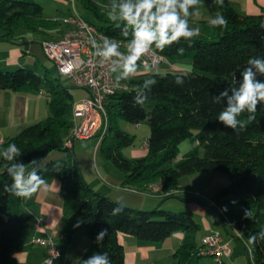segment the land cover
Returning a JSON list of instances; mask_svg holds the SVG:
<instances>
[{"label": "trees", "instance_id": "trees-1", "mask_svg": "<svg viewBox=\"0 0 264 264\" xmlns=\"http://www.w3.org/2000/svg\"><path fill=\"white\" fill-rule=\"evenodd\" d=\"M109 3L110 0H82V4L101 21L100 26H95L99 31L128 42L131 34L123 37L120 29L107 17ZM218 12L228 20L226 29L213 28L206 20L190 19L191 26L200 28V36L192 42L181 40L179 44L165 48L163 53L158 52L169 64L190 58L192 68L189 72H176L170 66L165 72L154 71V68L144 77H130L124 81L129 86L127 90L108 96L105 106L107 127L98 149L104 159L125 173V186L145 189L155 183L165 198L176 196L165 193L181 191L180 188L191 193L189 187L177 185L182 176L201 171L227 174L229 182L210 197L211 206L220 212L224 228L228 224L242 239L251 254L252 264H264V238L259 236L264 232V104L258 105L256 119L247 122L246 130L237 134L217 121L224 105L213 102V97L224 88L238 85L248 59L264 58V28L261 27L264 6L258 13L240 14L224 1L222 6L218 5ZM59 24V18H44L43 7L35 0L0 2L1 39L12 40L22 28L39 31ZM179 47H184L183 55L177 54ZM153 76L157 84L148 93V101L142 107L133 106L137 87ZM176 76L183 77V85L175 83ZM258 79L264 80V76H258ZM0 89L36 90L48 97L50 114L3 142L2 150L8 144H16L22 152L17 160L30 169L33 168L31 161L46 159L39 166V174L45 180L58 178L62 190L72 197L74 209L63 220L59 256L71 247L75 236L81 232L93 241L94 253L106 252L111 264H124L119 233L141 241L161 242L173 233L181 232L183 237L172 254V262L161 264H202L205 257L211 256L201 252L202 242L198 243L195 238L201 226L188 212H173L158 206L150 211L135 209L90 187L71 144L74 140L69 137L73 126V95L60 77L40 75L26 67L13 71L0 69ZM247 115L244 113L239 119L247 121ZM121 119L137 126L141 123L149 126L145 155L130 159L122 154V149L131 145L135 136L119 127ZM191 135L195 136L197 146L177 160L179 144ZM55 151L65 155L53 158L50 155ZM7 163L1 156L0 264H12V250L30 224L24 199L5 190L12 182L6 172ZM117 203L124 206V211L113 216L111 210ZM225 206L226 212L222 211ZM245 210L251 212L250 219L244 217ZM78 222L80 226L75 227ZM102 229H107L108 235L97 244L96 237ZM254 235L257 239L250 242L249 238ZM92 254L87 253L78 264ZM217 263L225 264L223 258Z\"/></svg>", "mask_w": 264, "mask_h": 264}, {"label": "crops", "instance_id": "crops-1", "mask_svg": "<svg viewBox=\"0 0 264 264\" xmlns=\"http://www.w3.org/2000/svg\"><path fill=\"white\" fill-rule=\"evenodd\" d=\"M224 1L232 5L240 14L258 13L261 6H264V0ZM218 5L219 4L214 3V0H201V4L198 6L200 15L190 19L206 20L208 22L209 19L214 17L218 12ZM66 16L67 15L63 17ZM63 17H61V20ZM23 29L27 30L25 28L20 29L12 40L0 38V69L13 70L18 67L28 68L26 66V61H28L27 54H31L28 47L30 43L37 41L41 44L45 40H58L61 38L66 26L61 24L51 29H42L39 31L27 30L39 34L38 39H31L27 34L19 35V32ZM22 44H27V46H23ZM172 64L173 67L170 69L173 71L185 73L190 71L186 64L178 62ZM164 65L165 63H162L156 67V69ZM141 66L140 68H143V65ZM45 70L47 71V69ZM148 74L149 72H145L143 68L132 77L140 78ZM45 75L47 74L45 73ZM49 114V100L43 92L29 89L22 91L0 89V135L4 143L17 135L24 127L45 119ZM71 119L73 120V117ZM71 144L74 148V143L71 142ZM97 144L99 143H96V147H98ZM0 151H2V146L0 147ZM145 153L146 141L140 150L134 149L132 151V156L133 158H137L145 155ZM53 154L54 153H51L50 156L57 159L63 156H54ZM45 160L46 159L37 160L40 162L39 166H41ZM32 166L34 167V165L30 167ZM82 167L83 176L93 190L110 197L112 200L140 208L139 205L143 202L141 199H137L135 195H131L136 194L133 193L132 189L139 193H146L144 190L148 187L145 189H137L133 186H125V173L116 168L112 163H109V161H103V159L97 161V154H95L94 161H89V164L84 162ZM31 170L32 168H28V171ZM195 174L204 177L208 176L206 175L208 173L204 171L195 172L186 175L185 179L180 182L178 180L177 185L180 187L187 186L189 187L188 189H191V186L195 185L191 176H195ZM213 176L215 175H211V178ZM46 183V190H38L31 198L24 199L25 209L30 216V224L12 250V264H48L45 262V259L49 253V247L44 244H34L32 241L36 238L50 240L52 244L59 249L63 231V220L73 212L74 201L70 194L62 190L61 181L58 178L48 179ZM217 185L213 186V189L214 187H218ZM153 187L159 189V191L157 190L152 193L153 196L157 198L162 197L163 193L160 187L157 184ZM201 187L202 190L208 189V186ZM180 190L183 189L180 188ZM190 205L194 210H198L204 215L205 226L211 227L209 222L205 219L204 211H201V209L193 203ZM39 218L43 220L41 225L36 224ZM182 237L183 234L181 232H175L161 242H146L138 240L129 234H118V239L124 248V264L170 263L173 260L172 254L180 245ZM94 251L95 246L91 238L86 233L81 232L75 236L71 247L64 254L54 259L50 264H78L87 253H94Z\"/></svg>", "mask_w": 264, "mask_h": 264}, {"label": "clouds", "instance_id": "clouds-1", "mask_svg": "<svg viewBox=\"0 0 264 264\" xmlns=\"http://www.w3.org/2000/svg\"><path fill=\"white\" fill-rule=\"evenodd\" d=\"M224 0H214V3L223 5ZM201 0H110L107 17L125 38L131 34V39L126 44L125 51H121V44L108 36H103L100 41L90 37V44L94 49V56L99 58L101 64L109 66L111 73L115 74L114 87H119L121 81H126L134 76L140 69V61L143 60L145 72H151L155 60L149 64L148 57H156L157 53H163L165 48L173 44H179L181 40L192 42L200 36L199 27L190 25L192 17L199 16ZM213 28L226 29L228 20L217 12L209 19ZM264 28V24L261 25ZM190 46V45H189ZM184 47L177 48V54H184ZM264 76V58H250L240 73L238 85L229 86L213 97V102L223 104L224 107L218 113L217 121L226 128H230L237 134L246 130L247 122L256 119L257 107L264 104V80L258 79ZM177 85H183L181 76L175 77ZM157 84L155 77L145 79L136 89L133 97V106H143L148 101V93ZM247 113V121L239 119ZM22 155L16 144L11 143L0 151V156L7 161L6 172L11 178V184L5 186V190L16 197L29 199L38 190H46L47 183L39 174L40 162L33 160L34 165L28 171L26 164L17 160ZM235 203V201H233ZM124 206L117 203L111 214L120 215ZM222 211H227L225 206ZM251 212L245 210L244 217L251 218ZM80 222L75 225L79 227ZM108 235L107 229H102L96 237L97 244H101ZM264 238V232L259 234ZM257 237L251 236L250 242H255ZM50 264V262H49ZM82 264H111L106 252L93 253L83 259Z\"/></svg>", "mask_w": 264, "mask_h": 264}, {"label": "rangeland", "instance_id": "rangeland-1", "mask_svg": "<svg viewBox=\"0 0 264 264\" xmlns=\"http://www.w3.org/2000/svg\"><path fill=\"white\" fill-rule=\"evenodd\" d=\"M35 1L40 5H42L43 17L47 19H53L54 17H57L60 19L59 25L63 24L61 23L62 22L61 17L65 15H71L74 12L81 15L84 19H86L88 22H90L96 27L101 25V21L95 16V14L90 9L86 8L82 4V0H35ZM21 34L22 35L27 34V36H29V38L31 39L39 38L38 37L39 34H36L34 32H29L24 29L19 32V35ZM41 44L37 41L30 43L28 47L31 54L30 55L27 54L28 61H26L27 62L26 66L28 68L33 69L37 74L40 75H44L46 73L48 76L54 78L60 77V81L62 82V84L70 88L74 101L86 97L88 94L86 90L75 87L74 85H72V83L68 78L64 76H60L58 74L55 64L45 55ZM22 45L27 46V44H22ZM178 63L186 64L187 67L189 68L188 70H191L192 68V61L190 58L179 60ZM45 69H47V71ZM141 69L143 68H140L139 70ZM13 70H9V71H13ZM168 70H170L169 63L166 62L164 66H161L155 69L154 71L165 72ZM3 71H7V70L4 69ZM67 118L68 121L71 122L72 124V120L70 119V116H68ZM119 127L135 136L133 144L131 146L124 147L122 149V154L126 158L131 159L133 158L132 151L134 149L140 150V148H142L149 133V126L146 123H141L137 126L134 123H130L121 119L119 121ZM97 142H98L97 137L74 140L73 142L74 152L81 170L83 168L82 164H84V162L89 164V161L95 160V154H97V161H100V159H103V161H107L101 156L100 148L98 149V147H96ZM195 146H197V140L194 135H191L187 137L185 140H183L178 146L177 160H180L184 154H186L191 148ZM53 155L64 156L65 153L62 151H55ZM206 173H208L206 174L208 176L205 177L200 176L198 174H195V176H191L193 182L195 183V185L191 186V189H189L191 193H186L185 191L183 192V190H181L178 193H176V196L174 197L165 198L163 196L157 198L153 196L152 194L153 192H156L157 190L159 191L157 187H153V189H149V188L145 189L144 191L146 193H139L132 189L133 193L136 194H131V195H135L136 198L139 200L141 199L143 203L139 205L140 208L134 206L131 207L135 209L150 211L158 206L163 210H170L173 212L186 211L201 226V228L196 232L195 235V238L198 243H201L203 236L208 231H210L209 229L219 231L223 234L224 240L228 242L229 250H230V254L228 256L223 257V261L225 262V264H252L251 254L249 251H247L242 239L237 236L236 231L228 224L226 225V228H224L223 220L220 215V212L211 206L212 202L210 201V197H212L219 188H221L222 186H224L229 182V176L227 174L219 173V172H210V173L206 172ZM211 175H215V176L211 178ZM185 177L186 176H182L181 178H179V182L185 179ZM214 177H218V178H214ZM215 185H217L218 187H214L213 189V186ZM201 186H208V189L202 190ZM196 192H200L202 198L196 197L194 195ZM191 203L199 207L201 211H204L205 219L209 222L211 227L205 226L204 215H202L200 211L194 210L193 207H191L190 205ZM202 264H218V263L213 256H208L203 259Z\"/></svg>", "mask_w": 264, "mask_h": 264}, {"label": "built area", "instance_id": "built-area-1", "mask_svg": "<svg viewBox=\"0 0 264 264\" xmlns=\"http://www.w3.org/2000/svg\"><path fill=\"white\" fill-rule=\"evenodd\" d=\"M61 23L66 26L61 38L43 41V51L55 64L60 76L68 78L75 87L88 91L86 97L73 102V126L69 137L73 140L97 137L99 143L107 127L106 99L109 95L127 90L129 86L126 82L121 81L119 87H114L115 74L110 72L108 65L101 64L99 58L93 54L94 49L89 42L90 37L100 41L101 37L106 36L105 34L77 13L63 17ZM115 40L120 42V50L125 51L127 41ZM147 59L149 64H152L155 60L153 69L162 63L168 62L159 53L156 57H148ZM140 63L143 65V60ZM169 66L172 68L173 64H169ZM3 142L0 135V147ZM154 185L156 184H150L148 188L152 189ZM178 192L179 190H173L165 194H176ZM194 195L202 198L200 192H196ZM42 223L41 218L37 219V225ZM32 242L49 247V253L45 259L46 263L49 264V262L51 263L59 257V250L50 240L36 238ZM202 245L201 252L213 256L217 261L230 254L228 243L225 242L223 235L216 230H210L204 235Z\"/></svg>", "mask_w": 264, "mask_h": 264}]
</instances>
